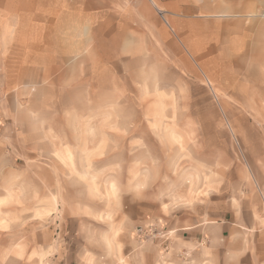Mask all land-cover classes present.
I'll return each mask as SVG.
<instances>
[{
	"label": "rangeland",
	"instance_id": "374dc122",
	"mask_svg": "<svg viewBox=\"0 0 264 264\" xmlns=\"http://www.w3.org/2000/svg\"><path fill=\"white\" fill-rule=\"evenodd\" d=\"M71 65L68 78L48 64L47 79L30 73L20 97H0V264H41L43 237L87 230L76 215L129 230L131 198L135 241L162 247L199 216L210 226L264 211V109L233 108L235 91L215 84L232 76L222 63L197 77L172 63H115L118 77L106 78L85 62L74 87ZM235 74L264 79V62Z\"/></svg>",
	"mask_w": 264,
	"mask_h": 264
},
{
	"label": "crops",
	"instance_id": "0c3cea01",
	"mask_svg": "<svg viewBox=\"0 0 264 264\" xmlns=\"http://www.w3.org/2000/svg\"><path fill=\"white\" fill-rule=\"evenodd\" d=\"M85 62L106 78L118 77L115 63H136L142 71L145 63H172L191 77L222 63V72L233 73L215 77V84L235 91L233 108L264 109V79L235 74L264 62V0H0V97H20L30 73L47 79L48 64H56L57 80L68 78L64 64H72V86L80 85ZM249 92L245 106L240 96ZM131 202L123 224L129 230L115 232L76 215L87 230L43 237L35 248L41 264H264L259 203L210 226L202 216L188 220L168 232L162 247L135 241L130 228L140 205Z\"/></svg>",
	"mask_w": 264,
	"mask_h": 264
}]
</instances>
